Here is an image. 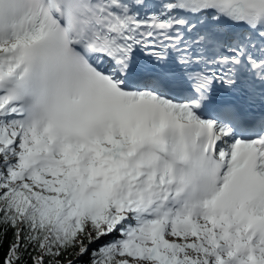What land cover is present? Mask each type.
I'll return each instance as SVG.
<instances>
[{
  "label": "snow or ice",
  "instance_id": "6c2138e0",
  "mask_svg": "<svg viewBox=\"0 0 264 264\" xmlns=\"http://www.w3.org/2000/svg\"><path fill=\"white\" fill-rule=\"evenodd\" d=\"M0 264H264V0H0Z\"/></svg>",
  "mask_w": 264,
  "mask_h": 264
}]
</instances>
